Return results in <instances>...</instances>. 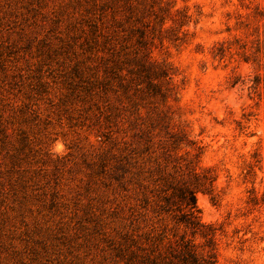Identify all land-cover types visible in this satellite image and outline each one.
Segmentation results:
<instances>
[{
    "label": "rangeland",
    "instance_id": "374dc122",
    "mask_svg": "<svg viewBox=\"0 0 264 264\" xmlns=\"http://www.w3.org/2000/svg\"><path fill=\"white\" fill-rule=\"evenodd\" d=\"M102 1L0 0V264L165 261L184 237L216 264H264V0H155L165 28L147 50L174 73L165 101L120 88L128 67L110 72V52L132 56L133 40L108 12L92 33ZM163 116L215 175L213 197L195 193L210 247L141 206L171 148L137 133Z\"/></svg>",
    "mask_w": 264,
    "mask_h": 264
},
{
    "label": "trees",
    "instance_id": "16d2710c",
    "mask_svg": "<svg viewBox=\"0 0 264 264\" xmlns=\"http://www.w3.org/2000/svg\"><path fill=\"white\" fill-rule=\"evenodd\" d=\"M104 0L99 5L96 18L89 20V26L92 33L99 30L96 23V19H101L105 12H108L111 16L112 23L115 26V30L124 32L129 39L133 42V55L130 57L120 56L119 51L117 54L110 52L113 62L112 67L109 70L114 72L119 70L121 72L125 67L128 76H122L115 72V76L120 88L123 91H127L130 86L136 93L141 96H160L165 101L169 96H172L174 92L173 75L170 67L166 63H158L151 61L148 56V39H153L155 36L156 24L160 25V28H165L166 17L157 12L162 10L160 6H156L155 0H137V5L132 4L131 0ZM120 16V18L117 17ZM143 17V18H142ZM144 17L148 18L147 21ZM184 17L180 18V26L184 24ZM124 20L127 27L122 26ZM170 20L174 21L170 17ZM117 34V33H116ZM100 49L107 50V52L113 49L111 37L104 33H100ZM95 44L98 41L95 40ZM123 49L127 48L125 43H121ZM133 62L132 65H128V62ZM127 77V79H126ZM126 81H123L125 80ZM257 84V83H256ZM163 117L152 122L146 129H140L139 136L144 135V144L149 142L150 130L156 131L155 135L163 132L166 135L168 141V147L171 149L164 150V166L170 168V172L166 175H158L154 181L155 189L149 191L143 190L141 193V206L146 207L148 204L153 205V211L157 215H172L175 222L179 225H184L185 229H190L193 234L199 233L202 237L206 238L207 246H211L214 243L215 228L205 226L199 219V210L196 204L195 193L197 191H203L214 196V181L215 175L210 168H202L199 165V157L202 153L200 146L197 147L198 152L191 154L188 150L180 153L181 144L190 146L195 142L185 137L182 132L170 131V123L163 122ZM143 130V131H142ZM160 169L157 173L159 174ZM206 228V229H203ZM206 254H201L196 251L195 245L188 239L181 238L176 243L175 248H172L167 256V260L162 261L153 253H145L140 255L139 262L143 264H216L215 253L210 248ZM134 257V256H133Z\"/></svg>",
    "mask_w": 264,
    "mask_h": 264
}]
</instances>
